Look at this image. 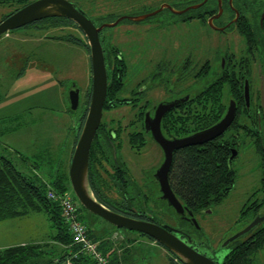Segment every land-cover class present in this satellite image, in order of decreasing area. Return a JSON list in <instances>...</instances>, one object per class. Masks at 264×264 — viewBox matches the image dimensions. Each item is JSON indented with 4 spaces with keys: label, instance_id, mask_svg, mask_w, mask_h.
I'll return each mask as SVG.
<instances>
[{
    "label": "flooded vegetation",
    "instance_id": "obj_1",
    "mask_svg": "<svg viewBox=\"0 0 264 264\" xmlns=\"http://www.w3.org/2000/svg\"><path fill=\"white\" fill-rule=\"evenodd\" d=\"M145 1L149 3L157 0ZM257 9L260 11L257 12ZM164 11L179 16V23L197 27L196 36L192 34L197 44L192 55L190 50L183 51V43L172 40L173 43L168 44L166 40H170L169 37L173 34L171 28L167 32L171 35H167L159 22L150 21ZM143 16L146 18L141 21L132 20ZM117 20L120 21L115 26L128 21L131 24H144V28L135 32L138 39L134 40L129 60V56L126 58L123 52L101 37L104 29L111 27L103 28L98 34L107 76L106 95H115L109 96L108 100L105 98L108 106L104 108V102L101 120L94 136L103 146V153H99L96 148L94 153L96 152L95 162L100 176L107 183L103 190L104 197L122 215L167 226L174 236L216 264H257L258 257L264 258V108L260 93H253L252 84H262L264 95V0H161L154 9L133 16L119 15L108 24ZM70 23L69 27H77L72 21ZM93 25L99 28L106 24ZM148 31L156 36H153L152 42L140 38L142 35L146 37ZM117 40L118 38L114 42ZM91 89L90 85L84 94L80 89V95H84L85 101H90L88 95H91ZM157 95H162V98L156 99ZM206 95H221L219 108L223 107L222 112L215 108L216 111L212 112L210 107H203ZM233 95L240 96L239 102ZM190 100L193 101L192 116L197 123L193 119V125H187L188 122L183 124L182 121L179 124V117L187 109V105H184ZM160 104L172 106L159 120L160 133L166 140L181 139L211 128L226 115L233 104L235 114L230 126L220 136L197 145L216 143L224 146L229 166L240 155V142L245 139L253 142L256 157L251 154L250 160L252 163L258 160L259 184L246 193L245 202L240 204L238 213L228 219L230 227L221 241V248L225 251L220 261L199 250V243L192 231L199 228V214H213L214 209L231 192L220 202H213L195 212L190 210L169 183L174 158L184 149L181 148L172 153L167 180L172 193L185 209L184 216L176 214L162 200L155 174L164 161V152L152 136L153 121ZM125 108L129 117L127 123L123 124V121H115L113 118L106 119L107 114ZM81 116L82 112L77 118L74 135L78 132ZM147 152H152L150 161H146L144 156ZM233 153L235 156L230 159ZM146 163L150 165V169L146 168ZM137 168L140 169L138 172ZM244 189L240 188L239 194H245ZM110 190L115 197L106 195ZM139 198H142V202ZM234 206H229L227 211L233 213ZM146 207L149 210H145ZM256 217L261 222L255 228L222 247L225 241ZM262 260L261 264H264ZM177 262L181 264L180 261Z\"/></svg>",
    "mask_w": 264,
    "mask_h": 264
},
{
    "label": "rangeland",
    "instance_id": "obj_2",
    "mask_svg": "<svg viewBox=\"0 0 264 264\" xmlns=\"http://www.w3.org/2000/svg\"><path fill=\"white\" fill-rule=\"evenodd\" d=\"M67 1L80 9L97 26L111 23L119 15L142 14L146 10L156 8L161 2V0L149 3L145 0ZM17 8H19L17 4L0 3V22ZM178 19L179 16L164 11L152 17L150 21L159 22V26L164 28L163 30L167 35H171L167 33L171 31L169 29L171 28L173 34L169 37L170 40H166L168 44L172 40L179 42V44L183 43V51L190 50L192 55L196 48L195 45H197L192 34L196 36L198 29L196 26L179 23ZM145 23L149 24V22ZM143 25L123 21L115 27L105 28L101 37L105 38L106 43L113 44L123 52L126 58L129 56L127 58L129 60L131 59L130 52L134 48V40L138 39L135 32L142 30ZM192 27L193 29H191ZM19 34L24 36V42H15ZM66 35L79 37L87 43L86 38L77 29L69 26L49 29L29 26L9 31L0 36V152L7 157H10L9 151L20 152L26 156L28 160L15 158L16 168L29 175H32L33 163H40L41 175L39 174V176L47 181L49 180V173L55 172L60 162L65 164V171H68L67 163L72 135L75 133V129H71L72 124L70 122L74 121L76 125L77 118L84 106L85 97L80 95L77 112L67 113L69 109L68 91L73 85H76L84 94L91 85V76L87 80L84 75L85 59L83 57L87 51L82 46L55 39V37ZM153 36H155L154 33L148 31L146 37L142 35L140 38L146 42H152ZM117 38L118 40L114 42ZM103 45L105 46V43ZM205 58L208 59V57ZM47 76H49L50 81H48ZM41 82H44L45 85L49 84L48 95H37L39 90L36 85ZM252 91L254 94L260 93L264 108L263 85L253 83ZM161 98L162 95L156 97L158 100ZM127 114L128 110L125 108L107 114L106 119L121 120L125 124L129 119ZM41 142L47 143L50 147V154L47 157L38 158L36 154L39 153ZM253 151L254 146L251 139L240 142V155L230 163V167L236 173V180L229 197L214 209L213 214H199L200 216L197 217L199 230L195 228L192 231V235L199 243V250L207 253L208 256L216 257L219 261L225 251L221 248V241L227 234L228 227H230L228 219L236 212L238 213L240 204L245 202L246 193L257 188L259 184L258 160L256 159L253 163L250 160L251 154L255 156ZM152 152L144 154L147 158L146 161L152 159ZM145 165L146 168L150 169L149 164L146 163ZM136 170L138 172L140 169L137 168ZM240 188H245L243 190L245 194H239ZM106 195L110 198L115 197L112 190L108 191ZM73 196L75 197L74 194ZM135 199L137 200V197ZM139 201L142 202V198H139ZM233 204L235 210L231 213L227 209ZM79 206L81 205L79 204ZM144 209L149 210L148 207ZM79 215L82 222L89 227L92 237H98L101 230L104 233L100 234L99 237L104 235L112 237L116 233L112 240L115 242L114 247L119 256L124 253V247L132 248L131 251L125 253V255L127 254V264H169V253L162 247L152 244L136 233L112 227L82 206ZM35 218H37L36 215L31 216L29 219H32L33 222L27 221L33 230L31 234L36 236L37 227V229L39 228V237L44 236L46 227L44 217L40 216L39 221ZM26 219L28 218H24V220ZM6 223L1 224L3 228H0V241H10V237L7 236L6 232H3V229L7 231L16 229L13 222ZM9 223L13 224L10 228ZM15 232L17 231L15 230ZM125 239L129 242H126ZM262 256L264 257V255ZM262 259L264 258L258 257L257 264H261Z\"/></svg>",
    "mask_w": 264,
    "mask_h": 264
},
{
    "label": "trees",
    "instance_id": "obj_3",
    "mask_svg": "<svg viewBox=\"0 0 264 264\" xmlns=\"http://www.w3.org/2000/svg\"><path fill=\"white\" fill-rule=\"evenodd\" d=\"M33 1L35 0H1L0 3L17 4L19 6V8L15 10L17 11ZM249 11H252V9ZM259 11L260 10L257 9V12ZM6 17L7 16H5L3 20ZM69 24H71L70 21L65 18L54 17L34 22L22 28L36 26L37 28L49 29L66 27ZM74 27L78 29L76 26ZM55 39L82 46L89 55L88 44L79 37L66 35L55 37ZM89 96L90 95H88V98ZM109 96L115 95H106L107 100ZM220 96L221 95H206V102L203 107L205 109L210 107L212 112H215V109H219V111L222 112L223 107L219 108V103L221 101ZM233 96L234 99L239 102L238 99H240V96ZM107 100L105 101L106 104L104 108L108 106ZM88 102L89 99L83 103L84 106L80 118V125L77 128L78 132L72 135V143L67 163L68 167L77 141L79 128L87 111ZM192 102L193 101L190 100L184 105H187V109H185L183 114L185 117H179V124L181 121L183 124L188 122L187 125L190 126L194 124V121L196 122L195 117L192 116L194 113ZM217 115L218 113H216V117ZM193 119L194 121H192ZM75 126L71 129H75ZM95 148L99 150V153H103V146L96 138L92 142L89 153L88 181L91 191L99 203L119 213L112 205L111 201L107 200L104 197L105 195H103V190L106 189L107 183L105 179L101 178L97 169V162H95L97 158L95 155L96 152L94 153ZM227 155V150H225L224 146L216 143H208L204 146L184 148L180 150L177 157L174 158L169 175V183L180 200L190 210L195 212L205 208L206 205L213 202H220L232 191L236 180V173L230 168L227 162ZM64 166L65 164L63 162L58 163L57 170L49 173V180L45 183L36 175H29L19 171L11 159L0 152V222L25 217L33 213H42L47 217L53 231L50 243L42 245L27 244L0 249V264H61L67 258H70L71 264H93L90 258L83 255H77L73 258V254L77 252V247L72 244L68 227L61 215L59 203L47 196L48 191H53L55 194H63L68 191L72 193L68 171H65ZM80 209L81 206L79 207V212ZM87 228L90 238L93 239L88 226ZM136 234L139 237L149 240L152 244L162 247L146 235L140 233ZM98 242L99 249L109 260L110 264H127V254L125 255V253L131 251L132 248L124 247V253L119 256L114 247L115 242L112 240L111 236L108 238L103 237ZM126 242H129V240H126ZM177 261L176 257L169 253V264H180Z\"/></svg>",
    "mask_w": 264,
    "mask_h": 264
},
{
    "label": "water",
    "instance_id": "obj_4",
    "mask_svg": "<svg viewBox=\"0 0 264 264\" xmlns=\"http://www.w3.org/2000/svg\"><path fill=\"white\" fill-rule=\"evenodd\" d=\"M54 17L65 18L76 24L84 34L89 47L92 88L90 101L86 118L74 146L68 167L69 184L77 201L85 210L101 218L112 227L144 234L153 239L170 254L175 256L182 264H216L174 236L170 232L172 230L167 226H159L151 222L122 215L106 208L95 199L88 181L89 150L101 120L107 90V76L98 34L105 27H114L120 20L96 28L87 17L67 0H35L10 14L0 22V36L34 22ZM145 18L146 16H143L133 18L132 20L141 21ZM68 102V111L71 114L76 113L80 102V89L76 85H73L68 91ZM171 107L170 105L160 104L157 108L155 120L153 121L152 136L164 152V161L158 168L155 178L160 186L162 200H165L176 214L184 216L185 209L172 193L167 180V173L172 162V153L177 149L202 145L220 136L232 123L235 107L231 104L226 115L217 124L205 131L181 139L166 140L160 133L159 120L162 114ZM234 156L235 154L233 153L230 159ZM259 222H261V219L256 217L244 229L225 241L222 247H225L227 243L232 242L236 238L247 234Z\"/></svg>",
    "mask_w": 264,
    "mask_h": 264
},
{
    "label": "crops",
    "instance_id": "obj_5",
    "mask_svg": "<svg viewBox=\"0 0 264 264\" xmlns=\"http://www.w3.org/2000/svg\"><path fill=\"white\" fill-rule=\"evenodd\" d=\"M6 37H8V35H6ZM23 37L24 36L22 34H19L18 37L15 39V42H18V43L24 42ZM85 53H86V51H85ZM83 58L85 59V66H84L85 72H84V75H85V78L87 80H89L90 76H91L90 58H89L87 53L84 55ZM47 77H48V81H50L49 76H47ZM52 85H53V81H52L51 87H52ZM36 86H38L36 88H38V90H39L37 95H48L49 94V92H48V90L50 89L49 84L45 85L44 82H41V83H39ZM67 113H68V111H67ZM70 123L72 124L71 127L73 128L75 126V122L71 121ZM9 153H10V157L9 158L11 159V161L13 162L15 167L17 166L15 158H18L19 160L20 159L28 160V158L26 156H24L20 152L18 153L16 151H9ZM48 154H50V147L47 145L46 142H41V144L39 145V153L36 154V156L38 158H42V157H47ZM40 168H41L40 167V163H37V162L33 163V165H32V169H33L32 175L38 176L41 179V181L47 183L48 182L47 180H45V179H43V178H41L39 176V174L41 175ZM18 170L23 172V173H25L23 170H20V169H18ZM35 215L37 216V218H35L37 221H39L40 216L44 217V220H45L44 223H45V226H46L45 227L44 236H40L39 237V234H38L39 228L37 229V227H36V230H35V235L36 236L34 237V234L33 235L31 234L33 230H32V227H30L28 225L29 223L27 221L31 220L29 222H33L32 219H29V218L31 216H35ZM24 218H28V219L24 220ZM6 222H13V224L16 225V229L15 230L17 232H15V230H13V229H11L9 231H7L6 229H3V232H6L7 236L10 237V241H8V240L0 241V249H7V248H10V247H13V246H22V245H27V244H30V245L31 244H35V245L36 244H47V243L51 242V236L53 235V231H52V229L50 227V224H49L48 220L46 219V217L44 215H41L40 213L29 214V215H27L25 217H20V218L11 219V220H5V221L0 222V226H1L2 223H6ZM14 222H18V223H14ZM6 224H8V223H6ZM13 224L9 223V228L12 227L11 225H13ZM31 225H34V223H31ZM35 225L37 226L38 224H35ZM0 228H3V227L1 226ZM102 233H104V231L101 230L100 234H102ZM100 234H98V237H96V238L93 237L97 242L99 241L100 238H103V237L104 238L105 237L108 238L107 235H104L103 237H99ZM114 235H116V233L113 234V236Z\"/></svg>",
    "mask_w": 264,
    "mask_h": 264
},
{
    "label": "built area",
    "instance_id": "obj_6",
    "mask_svg": "<svg viewBox=\"0 0 264 264\" xmlns=\"http://www.w3.org/2000/svg\"><path fill=\"white\" fill-rule=\"evenodd\" d=\"M47 196L59 203L61 215L68 227L72 244L77 247V252L73 254V258L77 255H83L90 258L93 264H110L99 249V242L90 238L87 225L79 218L80 206L73 194L69 191L63 194L48 191ZM61 264H71L70 258Z\"/></svg>",
    "mask_w": 264,
    "mask_h": 264
}]
</instances>
